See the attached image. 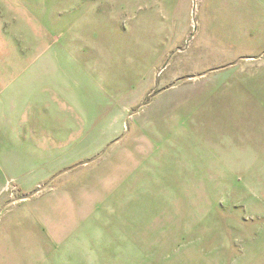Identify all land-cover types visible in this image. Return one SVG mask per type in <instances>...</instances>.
Instances as JSON below:
<instances>
[{"label":"rangeland","instance_id":"rangeland-1","mask_svg":"<svg viewBox=\"0 0 264 264\" xmlns=\"http://www.w3.org/2000/svg\"><path fill=\"white\" fill-rule=\"evenodd\" d=\"M0 209V264H264V0H0Z\"/></svg>","mask_w":264,"mask_h":264},{"label":"water","instance_id":"water-1","mask_svg":"<svg viewBox=\"0 0 264 264\" xmlns=\"http://www.w3.org/2000/svg\"><path fill=\"white\" fill-rule=\"evenodd\" d=\"M107 148V147H106ZM106 148H104V150H103V152L106 150ZM91 160H93V159H90V160H87V161H84V162H81L80 164H85V163H87V162H89V161H91ZM69 169V168H68ZM68 169H65V170H63V171H61V172H64V171H66V170H68ZM60 172V173H61ZM59 174V173H58ZM56 176V175H55ZM55 176H53L52 178H50V180H48L46 183H44V184H42L41 186H39L37 189H35L33 192H31V193H28V194H26V195H23L21 198H25V197H28V196H30L32 193H35V192H38L39 190H41V189H43ZM1 210V209H0Z\"/></svg>","mask_w":264,"mask_h":264}]
</instances>
